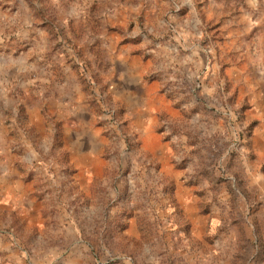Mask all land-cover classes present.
<instances>
[{"label":"rangeland","instance_id":"rangeland-1","mask_svg":"<svg viewBox=\"0 0 264 264\" xmlns=\"http://www.w3.org/2000/svg\"><path fill=\"white\" fill-rule=\"evenodd\" d=\"M243 3L0 0V264H264Z\"/></svg>","mask_w":264,"mask_h":264},{"label":"clouds","instance_id":"clouds-1","mask_svg":"<svg viewBox=\"0 0 264 264\" xmlns=\"http://www.w3.org/2000/svg\"><path fill=\"white\" fill-rule=\"evenodd\" d=\"M261 4H264V0H244V3L240 6L239 9V13H240V21L239 22H247L248 24V29H247V33L250 35L252 33V29L254 28H260L262 23H264V12H261ZM245 5H247V7H245ZM218 7L223 8L224 5L221 3L220 5H218ZM223 15H225L224 12H220L217 15V22H219V17H222ZM229 15H231V13H229ZM255 17V18H254ZM209 19H212V14L209 13ZM231 26V21H229L227 24H225L223 27L224 28H228ZM185 38H187L188 34L185 33L183 34ZM229 38L232 36L231 33L228 34ZM198 39H203V33L200 34L199 37H197ZM179 42V41H178ZM193 55H196V53H193ZM199 63V61H198ZM167 67H171L173 73H175L177 71V69L174 67V61H169V64L167 65ZM215 67V66H213ZM210 69H206L205 71V79H207V72ZM176 80V76L170 75L168 77V81L170 82H175ZM29 84H35L36 83V78H33L31 80L28 81ZM214 89H209V92L213 91ZM161 94H164V90L163 88L160 89ZM157 111L154 112V114ZM21 258L22 259H27L28 258V253L25 251H21L20 252ZM51 259H55V257H50Z\"/></svg>","mask_w":264,"mask_h":264},{"label":"crops","instance_id":"crops-1","mask_svg":"<svg viewBox=\"0 0 264 264\" xmlns=\"http://www.w3.org/2000/svg\"><path fill=\"white\" fill-rule=\"evenodd\" d=\"M0 251L3 253L4 257H9V251L7 247H4L3 244L0 243Z\"/></svg>","mask_w":264,"mask_h":264}]
</instances>
